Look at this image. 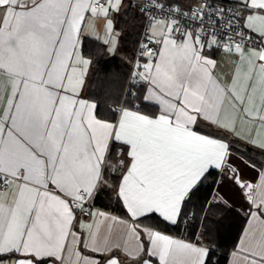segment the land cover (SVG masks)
<instances>
[{
	"label": "snow or ice",
	"instance_id": "obj_1",
	"mask_svg": "<svg viewBox=\"0 0 264 264\" xmlns=\"http://www.w3.org/2000/svg\"><path fill=\"white\" fill-rule=\"evenodd\" d=\"M132 9L126 84L86 95ZM237 140L264 154V0H0V264H220L218 207L245 220L228 264H264V166Z\"/></svg>",
	"mask_w": 264,
	"mask_h": 264
},
{
	"label": "trees",
	"instance_id": "obj_2",
	"mask_svg": "<svg viewBox=\"0 0 264 264\" xmlns=\"http://www.w3.org/2000/svg\"><path fill=\"white\" fill-rule=\"evenodd\" d=\"M227 0H223L225 3ZM131 11V10H129ZM132 23L122 24L123 36L121 39V51L122 54L116 56V59L112 60L110 63L101 64L98 67H94L88 77L86 95H92L93 97H101L105 89L111 88L114 91H118L121 87L126 84L127 77L129 75V69L131 67L129 61L134 56L137 48V42L140 39L139 33L142 31V23L137 16ZM120 22H123V18H120ZM245 148L248 151L255 152L260 155V150L252 148L246 145ZM241 153V152H240ZM244 154V153H242ZM247 156V154H244ZM264 155V154H263ZM248 157L260 164L259 160L252 159L249 155ZM235 163V161H234ZM240 167L243 169L244 174L246 171L252 173L253 171L246 167L244 163L239 160ZM211 179V178H210ZM215 190V185L211 188L207 184L201 188L198 193V200L200 202L204 201L208 196H213ZM196 199V198H194ZM107 196L102 197L97 201L96 206L104 207V205L109 204ZM234 205V204H233ZM235 208H239L234 205ZM115 210L119 214H123L119 209L115 201L111 202V209ZM197 214H199L198 206L194 209ZM199 221L189 220L186 224H182L179 231L173 228H167L169 234L176 236H183L185 238L191 237L197 230ZM245 220L243 216H238L234 211H229L226 208L218 207L213 208L210 214V227L213 229V236L220 245L218 251V258L220 264H227L228 255L235 246L239 239V236L243 230Z\"/></svg>",
	"mask_w": 264,
	"mask_h": 264
},
{
	"label": "crops",
	"instance_id": "obj_3",
	"mask_svg": "<svg viewBox=\"0 0 264 264\" xmlns=\"http://www.w3.org/2000/svg\"><path fill=\"white\" fill-rule=\"evenodd\" d=\"M135 16H136L135 9H132L131 11H127V12H124L122 10V12H121V14H120V16L118 18L119 19V23L117 24V28H119L122 31V33H123V28H122L123 25L122 24L125 25V24H128L130 22H134L135 19H136ZM120 18L121 19L123 18V22L122 23L120 22ZM119 54H122L121 47H120V51L117 53V55H119ZM217 60H218V63L220 65V67L218 68V71L222 75L228 73L231 70V62H230V60L226 59V57L224 56L223 53H221L217 57ZM88 77H89V75H88ZM86 87H87V82H86V85H85V94H86ZM229 139H232V138L230 137ZM234 146H237V147H243L244 146L245 147L246 144L244 143V141L237 140V141H235ZM259 156H260L259 157L260 164H257V168H259L261 166H264V155L260 154ZM243 159L245 161H247L245 158H243ZM251 170L253 171L252 173H250L249 171H246L244 175H245V177L247 179L255 180L256 178H258L257 177V172L255 170H253V169H251ZM213 195H215V191H214ZM224 195H225V198L229 199L234 205L239 207V205L241 203V200L239 199V196H238V194L236 192L232 191L230 188L225 187L224 188ZM97 207H99V206H97ZM99 208H103V207H99ZM116 214L122 215V214H119L117 212H116ZM227 264H228V262H227Z\"/></svg>",
	"mask_w": 264,
	"mask_h": 264
},
{
	"label": "rangeland",
	"instance_id": "obj_4",
	"mask_svg": "<svg viewBox=\"0 0 264 264\" xmlns=\"http://www.w3.org/2000/svg\"><path fill=\"white\" fill-rule=\"evenodd\" d=\"M132 23V22H130ZM241 152V153H240ZM247 154V156H245L244 154ZM241 155H243V158H245L246 160H249L250 158L248 157V155L252 158V159H257L259 160V155L256 154L255 152H250L248 151L244 146L243 147H237L234 146V157H240ZM239 158L234 159L235 163L238 165L239 164ZM240 166V165H239Z\"/></svg>",
	"mask_w": 264,
	"mask_h": 264
},
{
	"label": "built area",
	"instance_id": "obj_5",
	"mask_svg": "<svg viewBox=\"0 0 264 264\" xmlns=\"http://www.w3.org/2000/svg\"><path fill=\"white\" fill-rule=\"evenodd\" d=\"M225 3H228V0H227ZM140 39H141V37H140ZM140 39H139V40H140ZM137 47H138V45H137ZM136 49H137V48H136ZM135 54H136V52H135ZM135 54H134V55H135Z\"/></svg>",
	"mask_w": 264,
	"mask_h": 264
}]
</instances>
